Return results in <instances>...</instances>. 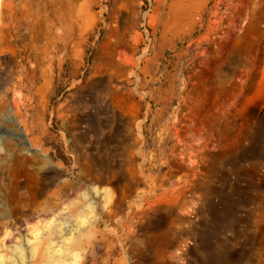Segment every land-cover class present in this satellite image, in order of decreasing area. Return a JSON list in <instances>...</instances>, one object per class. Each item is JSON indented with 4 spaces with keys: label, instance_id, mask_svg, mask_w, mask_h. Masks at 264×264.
<instances>
[{
    "label": "rangeland",
    "instance_id": "rangeland-1",
    "mask_svg": "<svg viewBox=\"0 0 264 264\" xmlns=\"http://www.w3.org/2000/svg\"><path fill=\"white\" fill-rule=\"evenodd\" d=\"M0 259L264 264V0H0Z\"/></svg>",
    "mask_w": 264,
    "mask_h": 264
},
{
    "label": "bare ground",
    "instance_id": "bare-ground-1",
    "mask_svg": "<svg viewBox=\"0 0 264 264\" xmlns=\"http://www.w3.org/2000/svg\"><path fill=\"white\" fill-rule=\"evenodd\" d=\"M45 6H46V4H45ZM49 6V5H48ZM34 39H36L37 40V35H33L32 36ZM39 37V36H38ZM249 131H248V133H247V135H252V132L250 131L251 129H248ZM82 154V153H81ZM80 157V156H79ZM90 172V171H89ZM93 172V171H92ZM89 174V173H88ZM93 173H91V175H92ZM95 176V175H94ZM98 177V176H97ZM99 178V177H98ZM6 258V257H5ZM1 260V259H0ZM4 263L5 264H8L6 261H4Z\"/></svg>",
    "mask_w": 264,
    "mask_h": 264
}]
</instances>
